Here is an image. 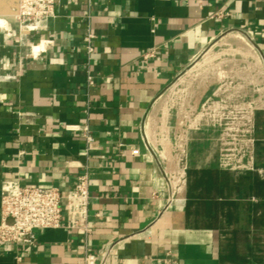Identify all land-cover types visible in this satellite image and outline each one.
Wrapping results in <instances>:
<instances>
[{
	"label": "crops",
	"instance_id": "obj_1",
	"mask_svg": "<svg viewBox=\"0 0 264 264\" xmlns=\"http://www.w3.org/2000/svg\"><path fill=\"white\" fill-rule=\"evenodd\" d=\"M0 1V16L16 23L0 26V216L5 180L57 187L66 204L79 176L90 175L88 230L69 227L64 212L58 228L36 230L30 244L0 240V264H85L87 254L110 249L107 264H242L232 256L236 238L213 225L264 226V197L244 181L264 176L230 183L207 153L177 171L151 143L149 121L170 86L233 31L255 47V92L264 95V0H56L55 15L36 31L20 28L15 0ZM88 28L96 34L93 87ZM259 140L255 161L264 169ZM205 169L223 177L231 220L216 223L189 206V171ZM237 241L243 250L242 235Z\"/></svg>",
	"mask_w": 264,
	"mask_h": 264
},
{
	"label": "rangeland",
	"instance_id": "obj_2",
	"mask_svg": "<svg viewBox=\"0 0 264 264\" xmlns=\"http://www.w3.org/2000/svg\"><path fill=\"white\" fill-rule=\"evenodd\" d=\"M250 41L241 32L223 35L198 65L190 66L170 86L160 111L152 112L151 143L161 158L171 156L172 161L164 159L169 167L177 166L178 171L194 161L203 163L198 159L207 153L217 155V166L229 172L230 183L238 174L246 176L257 171L264 176V169L258 168L255 161L259 139L264 142V95L255 92L254 77L259 69ZM228 206L230 212H235L233 201ZM224 219L231 217L226 213ZM248 234L254 247L253 264H264V226Z\"/></svg>",
	"mask_w": 264,
	"mask_h": 264
},
{
	"label": "built area",
	"instance_id": "obj_3",
	"mask_svg": "<svg viewBox=\"0 0 264 264\" xmlns=\"http://www.w3.org/2000/svg\"><path fill=\"white\" fill-rule=\"evenodd\" d=\"M56 0H19L15 19L23 31H36L55 15ZM96 34L88 28L83 42L87 57V84L95 85L90 64L95 52ZM53 41H48V43ZM46 46V45H45ZM43 47V49L45 48ZM68 131L80 130V126L66 125ZM90 140L91 138L88 137ZM54 186L22 185L19 180H5L1 185L0 240L15 244H30L36 239L38 229L58 228L66 212L68 226L88 230L90 219V175L86 171L79 176L75 188L66 196ZM111 249L100 258L87 254L85 264H107Z\"/></svg>",
	"mask_w": 264,
	"mask_h": 264
},
{
	"label": "trees",
	"instance_id": "obj_4",
	"mask_svg": "<svg viewBox=\"0 0 264 264\" xmlns=\"http://www.w3.org/2000/svg\"><path fill=\"white\" fill-rule=\"evenodd\" d=\"M189 175L193 177L189 178V200L192 202L190 204L197 205L196 214L199 216L211 215V220H216L219 222L221 216H226L225 206L226 202L221 200L220 197L223 193L222 184L223 177L219 175V171L214 170H190ZM246 189L253 195L259 198L264 197V180L259 179V177L252 178L251 176L245 177ZM199 190V192H197ZM255 224L256 220H252ZM216 229H223L226 233L233 234L236 238L235 245L233 247L232 256L234 260L242 264H253L254 263V247L250 244V234L248 232L252 228H242V229H231L227 227H220L218 225H213ZM258 228V227H255ZM242 234H246L243 237V241L246 243L245 249L240 250L238 247V238Z\"/></svg>",
	"mask_w": 264,
	"mask_h": 264
},
{
	"label": "bare ground",
	"instance_id": "obj_5",
	"mask_svg": "<svg viewBox=\"0 0 264 264\" xmlns=\"http://www.w3.org/2000/svg\"><path fill=\"white\" fill-rule=\"evenodd\" d=\"M1 4V1H0ZM14 8V7H13ZM11 10V9H10ZM3 11V10H2ZM5 12V11H4ZM12 13V12H11ZM13 14V13H12ZM9 15V14H7ZM0 26H8L10 27V21L5 19L4 17L0 16ZM251 42V41H250ZM252 43V42H251ZM42 45H36L35 49L38 50L39 48H41Z\"/></svg>",
	"mask_w": 264,
	"mask_h": 264
},
{
	"label": "water",
	"instance_id": "obj_6",
	"mask_svg": "<svg viewBox=\"0 0 264 264\" xmlns=\"http://www.w3.org/2000/svg\"><path fill=\"white\" fill-rule=\"evenodd\" d=\"M18 2H19V0H15V2H14L15 7L18 6ZM13 13H15V12H13ZM7 20H9L12 24H16L15 20L13 18H7Z\"/></svg>",
	"mask_w": 264,
	"mask_h": 264
}]
</instances>
